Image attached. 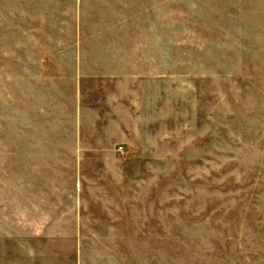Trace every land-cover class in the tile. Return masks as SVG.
<instances>
[{
  "label": "crops",
  "instance_id": "crops-1",
  "mask_svg": "<svg viewBox=\"0 0 264 264\" xmlns=\"http://www.w3.org/2000/svg\"><path fill=\"white\" fill-rule=\"evenodd\" d=\"M155 7L11 0L2 8L0 264H158Z\"/></svg>",
  "mask_w": 264,
  "mask_h": 264
},
{
  "label": "rangeland",
  "instance_id": "rangeland-1",
  "mask_svg": "<svg viewBox=\"0 0 264 264\" xmlns=\"http://www.w3.org/2000/svg\"><path fill=\"white\" fill-rule=\"evenodd\" d=\"M155 14L158 264H264V0H156Z\"/></svg>",
  "mask_w": 264,
  "mask_h": 264
}]
</instances>
